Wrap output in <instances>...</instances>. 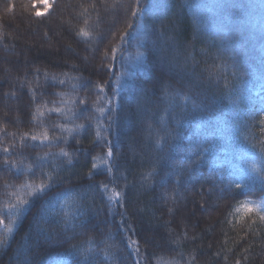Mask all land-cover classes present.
<instances>
[{"label":"trees","instance_id":"1","mask_svg":"<svg viewBox=\"0 0 264 264\" xmlns=\"http://www.w3.org/2000/svg\"><path fill=\"white\" fill-rule=\"evenodd\" d=\"M90 2L57 0L53 9L45 10L36 6V0H0V128L5 129L0 141L10 144L14 138L7 134L16 133L18 139L33 130L36 104L41 99L58 100L57 93H68L71 99L86 97L87 104L77 112L90 117L77 119L75 123L84 128L60 145L74 153L72 163L65 158L52 162L63 177V187L73 192L54 198L43 210L40 201L33 203L14 219L11 234L0 229V264H85L84 249L89 245L84 242L99 241L109 231L114 237L109 243L116 246L114 260L105 261L96 249L91 264H134L126 235L140 241L149 264H156L153 254L163 256L161 264L170 259L188 264L192 257V264H264V222L243 208L236 210L245 200L264 202V183L256 181L242 190L230 183L241 170L261 163L264 0H141L145 13L138 19L128 16V8L100 6L97 20L89 8L96 39L85 40L76 33L84 26L83 8ZM107 2L110 5L112 0ZM96 3L99 6L100 0ZM5 5L15 7L6 10ZM41 11L43 15L36 16ZM136 24L142 29L140 35ZM125 31L127 36H123ZM113 47L119 49L115 60L105 59V52L111 55ZM36 68L80 80L65 79L59 84L45 80L41 73L37 92L43 96L37 95L34 101L25 79L34 81ZM121 73L125 75L117 89ZM85 81L90 82L88 88L73 94L71 85ZM97 83L105 85L102 92L93 87ZM115 91L120 95L113 103L111 120L101 118L98 133L93 101L99 95L102 102ZM45 122L50 126L64 121L57 113H46ZM158 135L164 137L160 147ZM104 138L112 142L113 159L119 166V171L113 169L118 186L125 183L121 173L127 176L125 206L136 232H123L120 216L109 213L106 198L97 192L99 215L82 218L85 224H95V229L78 226L56 242L52 237L62 232L64 214L78 216L74 200L89 185L111 179L101 161L93 160L107 151ZM33 144L26 141L24 149L17 147L18 154L31 158L49 151ZM160 155L168 160L160 165L166 173L163 186L159 176L154 184L145 181L142 186L141 174L150 171ZM93 163L98 167L93 169ZM51 170L52 164L45 168ZM24 179L14 170L0 168V208L14 190L5 185ZM173 190L175 205L163 199ZM4 221L10 223L13 218L5 216ZM73 245L81 251L66 255Z\"/></svg>","mask_w":264,"mask_h":264},{"label":"snow or ice","instance_id":"2","mask_svg":"<svg viewBox=\"0 0 264 264\" xmlns=\"http://www.w3.org/2000/svg\"><path fill=\"white\" fill-rule=\"evenodd\" d=\"M56 2L57 0H51V3L49 4L47 0H45L47 9H53L54 6H56ZM100 6H104L106 9L108 7L113 9L117 7L128 8L130 9L128 16L130 18L136 19L145 13V8L142 6L141 0H133V2L127 4L124 3L123 0H112L110 5L108 4L107 0H100L99 6L97 5L96 0H91L88 7L83 8L82 15L84 16V26L79 28L76 33L77 36L85 40L96 39L94 31L92 30V26L89 24L91 18L89 8L95 12L96 19L99 20ZM8 7H12L14 9L15 6L5 5L6 10ZM41 15L42 14L40 12H36V16L39 17ZM127 27L131 28L133 27V24L127 23ZM136 31L138 35L142 34V29L139 24H136ZM128 34L129 33L125 31L123 36H127ZM2 39L3 36L0 35V40ZM118 51L119 49L113 47L111 50V55L108 52H105L104 58L115 60V53ZM109 67H111V65H109ZM41 73L45 80L50 78L51 80L57 81L59 84H64L65 79L71 81L80 80V77H70L67 73H63L60 77H58L56 74L49 73L46 69L42 70L40 68H36L34 73V81H27L25 79V83L29 84L30 86L34 101L36 100L37 95L43 96V93L37 92V89L40 87L39 81L41 78ZM124 75L125 73H121V75L116 78L117 89L120 88V80ZM161 75H163V72H161ZM17 79L19 80L20 78L17 77ZM33 83L35 84V87H31ZM89 83L90 82L88 81H85L84 83H73L71 85L72 93L77 94L80 89H87ZM21 86H23V84ZM93 87L99 89L102 92L105 85L97 83L93 85ZM13 95H15V93H13ZM56 95L59 96L58 100L48 101L41 99V101L36 104L32 116V121L34 123L33 130L30 132L21 133L18 139L16 138V133L7 134L14 138L13 142L10 144H5L0 141V154L3 156L2 162H0V168L8 171L14 170L17 175L25 176V179L19 184L5 185V187L13 188L14 190L9 193V200L6 202L5 206L0 208V229H2L4 233L11 234L13 231L14 219L20 217L26 211V209L30 208L36 201L41 202V210H43L44 206L46 204H50L54 198L64 197L73 192L72 188L63 187V177L59 175V170L52 162L57 158H65L69 164L72 163L71 157L74 155V153L66 151L63 147H60V145H66L69 138L78 134L79 131L84 128V125L75 123L77 119L82 117L90 119V117H84L83 112H77V108H79L80 105L87 104V98L76 95L75 99H71L68 93H57ZM119 95V91H115L112 97L105 96L102 102L101 97L97 95V99L93 101L95 112L98 113L96 116L98 133L101 127V118L111 120L113 111L112 106L114 101H117ZM49 104H51V107H49ZM84 111H87V109L85 108ZM106 112L108 115H105ZM46 113L49 115L52 113H57L64 122H54L49 126L45 122ZM110 127L111 123L107 125V128ZM36 129L39 130L37 131ZM50 131L52 133L51 135L49 134ZM0 133H5V129L0 128ZM104 139L107 151L100 157H94L93 160L95 161L96 159H99L101 161L104 168L110 174L111 179L107 183L100 182L96 185H89L84 195L81 196L79 200H74V204L78 205V216H71L67 213L64 214L62 217V232L57 233L56 236L52 237V239L56 242H60V237L63 234H66L67 230L69 229L75 230L78 226L86 230L95 229V224H85L82 218L86 215H89L90 213L99 215V212L95 206V193L97 192L103 194V197L106 198L109 213L120 216V228L123 230V232L126 234L136 232V229L130 223L132 217L129 215V209L125 206V189L128 187L127 176L121 173L120 179L124 180L125 183L122 187L118 186L117 177L113 174V169L115 167L116 170L119 171V166L113 159L112 142L106 138ZM29 140L34 142V147L39 146L42 148H47L49 151L37 153L31 158L24 156L22 153L18 154L17 147H19L21 150L24 149L26 146V141ZM163 143L164 137L158 135L156 140L157 147H160ZM53 148H58L59 151H51ZM258 159L261 161V163H253L250 168L241 170L238 173L237 180L230 182L234 183L236 189L242 190L256 181L264 183V146H262L260 149V155ZM167 163L168 160L163 155L158 156L151 170L141 174L142 186L144 185L145 181H150L154 184L156 182L157 176L160 177L161 186H163V176L166 173L160 168V165ZM50 164H52V170L45 171V168ZM97 167L98 165L93 163V169ZM29 176L32 178L29 179ZM92 176L93 172L89 171L88 177L91 179ZM54 189H58V191L54 192ZM163 199L166 202L171 201L172 204L175 205L177 203L175 190H173L171 193H165L163 195ZM83 205H86L87 207L81 211V206ZM117 208H122L123 211L116 212L115 209ZM240 208H243L246 214H254L255 217H257L261 222H264V202L257 203L255 201L245 200L240 203L236 210L239 211ZM173 210L174 209L172 207L168 209L169 213L173 212ZM5 216L12 217L13 221L10 223H5ZM105 223H107V220H105ZM184 235L186 236L187 233ZM113 239V234L109 231L103 235L99 241L93 238L86 240L84 243L89 245V247L84 249V252L86 253L83 256L85 264H91V257L94 255L96 249H99V251L103 254L105 261L114 260L112 249L116 246L113 243H109V241ZM124 239L126 240V246L131 248L132 252L135 254L134 264H149L147 255L141 253L140 241L134 240L131 235H126ZM2 243L3 239L0 238V244ZM101 245H103V247H101ZM80 251V248H78L76 245H73L72 249L68 250L66 255L72 256ZM245 251H247V249H245ZM152 259L156 261V264H161L163 256L153 254ZM194 259V257L190 258L188 264H192V260ZM225 259H227V257H225ZM165 264H181V262L176 259H170L165 261ZM236 264H240V262L236 261Z\"/></svg>","mask_w":264,"mask_h":264},{"label":"rangeland","instance_id":"3","mask_svg":"<svg viewBox=\"0 0 264 264\" xmlns=\"http://www.w3.org/2000/svg\"><path fill=\"white\" fill-rule=\"evenodd\" d=\"M47 2L50 4L51 3V0H47ZM36 6L38 7H42L43 9L45 10H49L47 9L46 7V4H45V0H36ZM43 11H41L40 13H42ZM43 15V14H42ZM257 94H260L258 91H257ZM263 94V93H262ZM219 133V132H218Z\"/></svg>","mask_w":264,"mask_h":264}]
</instances>
